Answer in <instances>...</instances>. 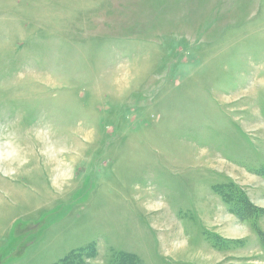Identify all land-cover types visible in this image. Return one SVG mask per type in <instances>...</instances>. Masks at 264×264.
Here are the masks:
<instances>
[{"label":"rangeland","instance_id":"1","mask_svg":"<svg viewBox=\"0 0 264 264\" xmlns=\"http://www.w3.org/2000/svg\"><path fill=\"white\" fill-rule=\"evenodd\" d=\"M74 252L264 264V0H0V264Z\"/></svg>","mask_w":264,"mask_h":264},{"label":"trees","instance_id":"2","mask_svg":"<svg viewBox=\"0 0 264 264\" xmlns=\"http://www.w3.org/2000/svg\"><path fill=\"white\" fill-rule=\"evenodd\" d=\"M242 198H240V201L239 203H242ZM235 208V211L238 212V215L244 219H246V216L244 214H241L240 210H238L236 208V206H234ZM86 249V248H85ZM85 249H81L79 253H81L80 255H82L84 252L83 250ZM96 253H97V250H95ZM77 252V251H76ZM76 252H74L72 255H68L67 257H65L64 259H62L60 261L59 264H73L75 263L76 260H73L74 259V256L78 255ZM71 256V257H70ZM112 264H142V262L140 261L139 258H137L135 255H129V254H122L120 256H117L116 260L114 261V263Z\"/></svg>","mask_w":264,"mask_h":264},{"label":"crops","instance_id":"3","mask_svg":"<svg viewBox=\"0 0 264 264\" xmlns=\"http://www.w3.org/2000/svg\"><path fill=\"white\" fill-rule=\"evenodd\" d=\"M257 206V205H256ZM259 207V206H258Z\"/></svg>","mask_w":264,"mask_h":264}]
</instances>
